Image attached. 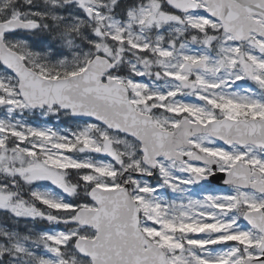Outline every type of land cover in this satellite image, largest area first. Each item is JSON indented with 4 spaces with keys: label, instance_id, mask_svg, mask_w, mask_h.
Segmentation results:
<instances>
[{
    "label": "snow or ice",
    "instance_id": "snow-or-ice-1",
    "mask_svg": "<svg viewBox=\"0 0 264 264\" xmlns=\"http://www.w3.org/2000/svg\"><path fill=\"white\" fill-rule=\"evenodd\" d=\"M0 264H264V0H0Z\"/></svg>",
    "mask_w": 264,
    "mask_h": 264
}]
</instances>
